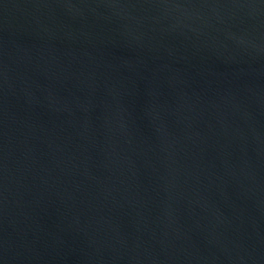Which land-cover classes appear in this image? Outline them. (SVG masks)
Returning a JSON list of instances; mask_svg holds the SVG:
<instances>
[{
  "label": "water",
  "instance_id": "obj_1",
  "mask_svg": "<svg viewBox=\"0 0 264 264\" xmlns=\"http://www.w3.org/2000/svg\"><path fill=\"white\" fill-rule=\"evenodd\" d=\"M0 264H264V0H0Z\"/></svg>",
  "mask_w": 264,
  "mask_h": 264
}]
</instances>
